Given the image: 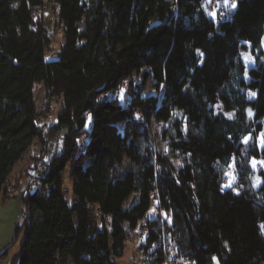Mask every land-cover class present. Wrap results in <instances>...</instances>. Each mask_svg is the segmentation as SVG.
Here are the masks:
<instances>
[{
    "label": "trees",
    "instance_id": "1",
    "mask_svg": "<svg viewBox=\"0 0 264 264\" xmlns=\"http://www.w3.org/2000/svg\"><path fill=\"white\" fill-rule=\"evenodd\" d=\"M235 1L217 0L213 16L205 0H0V195L12 197L15 166L33 163L46 138L36 84L61 103L47 141L64 132L36 189L19 192L16 264H117L140 225L148 249L170 237L196 264H264V181L254 180L264 169L253 166L264 159V0ZM50 2L63 37L48 59L55 40L36 11ZM149 77L154 92L142 96ZM152 122L163 124V151Z\"/></svg>",
    "mask_w": 264,
    "mask_h": 264
},
{
    "label": "rangeland",
    "instance_id": "2",
    "mask_svg": "<svg viewBox=\"0 0 264 264\" xmlns=\"http://www.w3.org/2000/svg\"><path fill=\"white\" fill-rule=\"evenodd\" d=\"M232 0H228V4L232 5L235 3L237 5V2H233ZM233 2V3H232ZM205 7L207 8V12L217 14L218 8L221 9V3L217 2V0H205ZM236 7V6H235ZM56 7L54 3L50 2V4H47L43 6L41 9H38L36 11L38 16H41L46 13V17L50 20L48 27L50 29V32L52 36H54L55 42H53L50 46L49 51L47 52V58H53L56 56L57 51L60 48V44L62 42V31L59 28V25L57 24V15H56ZM225 14V13H223ZM226 17V16H225ZM243 58L246 62L247 66H252L254 65V59L251 56V53L249 49H246L243 52ZM146 69L142 71L140 74H133L132 80L133 84L135 86H139L143 84V73ZM127 87L124 88L126 90ZM154 90L152 88V78L149 77L147 82L144 85V90L142 92V96H145L149 93H153ZM34 94H35V99H36V104H37V111L39 118L42 119L44 128L50 127L52 123V119H54L55 112L60 109V99H55L50 103L49 99H47V94H46V86L44 83H38L34 86ZM53 103V106H52ZM248 115H252V110L249 108L248 109ZM263 123V131L261 134H264V119L262 121ZM93 124L92 117L88 118L87 122V129L91 130ZM162 127L163 124H157L155 122H152L150 125L151 133L153 135V141L155 144V148L159 151H163L165 149V142L162 139L161 133H162ZM64 136V132H59L57 134H51L48 138V143L51 141V153L54 154L59 150L61 147V142L62 138ZM48 137V135H47ZM87 137V136H86ZM36 143L34 146L40 147L41 144L38 141H35ZM197 150H200L199 147H196ZM31 155H33V150L32 148L30 149ZM29 162V160H26ZM24 161L22 160L21 163ZM174 165L176 167H179L181 165V162L179 160H173ZM264 159H259V160H253V166L254 168L261 170L264 169ZM32 162H29V166L27 167V171L24 175H21V178L25 177V181L23 185H19L20 188H24L27 175H28V170L30 168V165ZM87 164V163H86ZM63 179V186L64 190L67 194V196L71 199H73V178H72V163H70L65 171L63 172L62 175ZM255 185L260 186L264 179L260 178L259 176L255 177ZM236 182L235 178V169H234V162L230 164L229 168L227 169V182L225 183V186L227 187H232V185ZM17 186V187H18ZM133 198H129L127 201V205L131 204L133 202ZM26 211L25 207L23 205V200L22 196L19 195L18 192H16L15 196H12L10 198H4L3 194L0 195V256L4 253L5 256L0 259V264H16L19 261L20 257V252H21V246L24 241L25 237V231L24 229L21 230V232L16 235V227L17 226H22L24 223V220L21 218L22 213ZM138 241V235L136 233H130L127 241L126 246H130L132 248V259L130 264H144L142 261V257H138V259L134 257L136 256V242Z\"/></svg>",
    "mask_w": 264,
    "mask_h": 264
},
{
    "label": "built area",
    "instance_id": "3",
    "mask_svg": "<svg viewBox=\"0 0 264 264\" xmlns=\"http://www.w3.org/2000/svg\"><path fill=\"white\" fill-rule=\"evenodd\" d=\"M227 16L224 18L226 19ZM126 80H122V85L120 88L116 89L113 92L114 96H122L125 93L124 88L126 87ZM61 106V103H60ZM53 121V119L51 120ZM45 133V140L44 143L41 144L40 147L34 146L36 143L32 145L33 155L36 156L34 159L31 167L28 170V175L25 183L24 190L29 189L32 190L33 188L36 189V186L39 184L40 179L46 175L49 167H50V153H49V145L47 141V131L48 128H44ZM26 210V209H25ZM27 212L24 211L21 215V218L25 220ZM147 228H138L135 231L136 235H138V241L136 242V256L142 257V261L144 264H196V262L188 257H178L176 254V247L173 244V241L170 237L165 241L157 242L154 246L150 249L147 248L146 245V230ZM261 232L264 235V223L261 225ZM160 254H163L161 259H159Z\"/></svg>",
    "mask_w": 264,
    "mask_h": 264
},
{
    "label": "crops",
    "instance_id": "4",
    "mask_svg": "<svg viewBox=\"0 0 264 264\" xmlns=\"http://www.w3.org/2000/svg\"><path fill=\"white\" fill-rule=\"evenodd\" d=\"M23 161H24L23 163H21V161L17 163L13 173L10 176L9 184L7 185V188L11 192L12 196H15L16 192L19 193L21 190L20 186H18L17 184L23 185L25 181V177L21 178V175H24L26 173L27 167L29 166V162L26 160ZM131 259H132V248L130 246H126L124 255L123 257L117 260V264H130Z\"/></svg>",
    "mask_w": 264,
    "mask_h": 264
},
{
    "label": "snow or ice",
    "instance_id": "5",
    "mask_svg": "<svg viewBox=\"0 0 264 264\" xmlns=\"http://www.w3.org/2000/svg\"><path fill=\"white\" fill-rule=\"evenodd\" d=\"M228 5V0H225V6H227ZM232 7H235L236 5H235V3H233L232 5H231ZM211 15H215V12H213V13H210ZM202 55V54H201ZM262 144H264V140H262ZM261 163H264V162H261ZM215 259V258H214Z\"/></svg>",
    "mask_w": 264,
    "mask_h": 264
},
{
    "label": "water",
    "instance_id": "6",
    "mask_svg": "<svg viewBox=\"0 0 264 264\" xmlns=\"http://www.w3.org/2000/svg\"><path fill=\"white\" fill-rule=\"evenodd\" d=\"M262 46H263V49H264V36L262 38ZM215 264H219V262L217 260H215Z\"/></svg>",
    "mask_w": 264,
    "mask_h": 264
}]
</instances>
